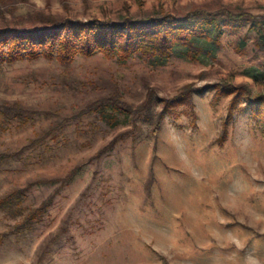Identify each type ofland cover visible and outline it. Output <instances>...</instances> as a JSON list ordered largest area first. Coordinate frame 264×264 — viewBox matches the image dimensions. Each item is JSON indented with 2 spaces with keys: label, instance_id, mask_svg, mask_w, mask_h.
<instances>
[{
  "label": "rangeland",
  "instance_id": "374dc122",
  "mask_svg": "<svg viewBox=\"0 0 264 264\" xmlns=\"http://www.w3.org/2000/svg\"><path fill=\"white\" fill-rule=\"evenodd\" d=\"M194 11L244 16L214 59L0 64V264H264V0H0V29Z\"/></svg>",
  "mask_w": 264,
  "mask_h": 264
},
{
  "label": "trees",
  "instance_id": "16d2710c",
  "mask_svg": "<svg viewBox=\"0 0 264 264\" xmlns=\"http://www.w3.org/2000/svg\"><path fill=\"white\" fill-rule=\"evenodd\" d=\"M243 18L229 11H194L183 17L167 14L145 19L123 18L118 22L60 19L44 21L37 28L7 26L0 29V64L12 63L25 56L34 58L41 53L68 62L75 54L92 56L98 51L120 61L140 55L163 64L177 48L183 49L184 55L194 60L214 59L221 46V23ZM256 23L260 24L259 32L264 35V20ZM230 93L236 92L228 87L225 94ZM184 96L182 93L175 101ZM102 103L113 108L121 106L114 100ZM0 107L6 118L17 111L8 106ZM7 158L8 155L0 154V162ZM11 196L0 199V207L12 204Z\"/></svg>",
  "mask_w": 264,
  "mask_h": 264
}]
</instances>
